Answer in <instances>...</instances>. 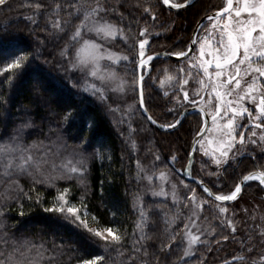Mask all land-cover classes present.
<instances>
[{"label":"snow or ice","instance_id":"6c2138e0","mask_svg":"<svg viewBox=\"0 0 264 264\" xmlns=\"http://www.w3.org/2000/svg\"><path fill=\"white\" fill-rule=\"evenodd\" d=\"M6 3L7 0H0V6ZM121 3L124 0H115V3L113 0H54L50 3L51 11L45 12L50 31L49 28L45 31L57 39L66 36L58 52L63 78L73 88L107 104L109 111L120 114V123H128L127 142L134 152L138 151V145L133 138L136 129L132 127V114L143 112L152 124L158 123L146 105L147 79L152 84H157L165 97L171 96L172 106L167 111L173 114L174 119L172 122L159 124V127L176 129L193 113L203 122V127L193 136L187 163L179 171L195 179L193 165L197 152L209 158L207 165L201 162L200 171L209 177H216L214 186L217 188H221L219 180L228 168H238L240 157H252L256 160V170L243 175L227 194L214 192L204 180H198V186L206 194L202 196L183 181L180 184L174 182L167 165L160 169L157 165L161 161L159 154H153L151 171L137 159L134 178L138 184L144 183L146 188L132 193V206L137 219L131 233L126 229L122 232L118 227L100 225L99 218L88 211L85 199L90 169L83 150L73 149L57 163L47 147L41 148L37 142H23V130L32 126L30 121L26 122L20 126L16 135L0 141V183L7 185L5 192L0 193V201H3L0 204V264H60L59 257L67 255L64 245L53 244V248L49 250L43 241L36 243L30 239L16 240L5 230V208L9 202L14 200L23 209L20 198L32 201L33 194L36 203L42 202V194L36 191L37 185L56 189L50 205L43 207L45 213L67 220L86 240L98 243L102 249L103 254L93 255L90 259H79L77 264H109L113 252L117 257L127 254L123 264H160V256L155 253L151 254L155 257L154 262L149 260V242L153 240V235L148 231L152 222V206H145L144 196L147 193L163 198L165 205L170 200L175 209L172 212L166 206L157 205L163 222L167 225L164 229L166 239L160 240L158 251L182 253L172 264H189L201 245L212 251L208 247L209 238L216 235V228L211 223L207 226L198 223L205 206L212 218L220 221L221 228L231 230V238L245 250L234 256L233 261L237 264H264V248L259 249L258 256L253 255L257 252V247L253 243L255 237L251 232L246 231V240L232 235L237 232L236 221L233 219L237 213L225 206V202H235L241 197L248 182L258 181L259 186H264V0H224L223 7L206 17L208 23L198 26L197 33L186 50L154 55L147 54L149 38L159 33L150 31V25L145 21L139 26L138 35L130 36L133 21H128L129 26L125 29L122 22L128 18L119 11ZM162 4L171 9L187 7L186 3L174 0H162ZM25 6L34 9L33 16L27 17L33 23H36L34 17L48 7L38 0ZM127 6L129 5L125 4ZM135 7H141L140 0H136ZM143 13L152 21L157 19L150 4L143 6ZM113 15L118 16L121 23L113 20ZM135 22L139 24V20ZM117 40L132 50L133 55L129 56L109 47ZM193 45L196 46L195 51ZM169 56L176 57L178 61L183 58V63L178 62L172 70L166 66L157 82V77L151 75L152 62L158 57ZM28 59L27 55H17L6 66L0 67V76L5 72L11 73L4 80L9 88L14 85L16 75L24 69ZM121 69H124L123 74ZM156 71L159 72V69ZM129 74L131 79L128 78ZM76 76L78 79H74ZM190 81L196 85L191 89V96L186 88ZM129 92L137 97L133 104L122 109L119 104L113 106L108 103L110 96L126 97ZM0 103H7L2 95ZM70 117L71 113H66L64 120L67 121ZM205 117H209L210 122ZM245 119L246 124L242 123ZM85 143L87 140L81 137L78 147L82 149ZM56 147L59 153L66 152L68 146L58 144ZM257 150L260 159H256ZM94 155L103 160V155L98 150ZM176 162L177 156L172 155L170 163L174 165ZM211 165H215L216 171H206V167ZM21 177H26L31 182L27 191L20 184ZM61 180L75 181L82 189L78 202L70 199L69 187H57V182ZM182 209L187 210V215L183 214ZM242 211L247 214L248 209L244 208ZM24 214L23 210L19 212L20 216ZM111 215L114 217L115 213ZM181 219L184 221L183 228L177 230L176 225ZM249 219L255 221L257 215L253 214ZM259 219L261 223L254 227L260 243L264 245V214H259ZM204 220H208V217L204 216ZM93 223L99 226L93 227ZM181 233L183 236L177 242ZM229 238V235H224L214 243L220 244ZM200 256L203 257V253ZM204 259L206 258L192 261V264H204ZM71 260L72 256L68 255L69 264ZM233 261L225 260L224 264H233Z\"/></svg>","mask_w":264,"mask_h":264},{"label":"trees","instance_id":"16d2710c","mask_svg":"<svg viewBox=\"0 0 264 264\" xmlns=\"http://www.w3.org/2000/svg\"><path fill=\"white\" fill-rule=\"evenodd\" d=\"M186 1L188 0H174L180 3ZM35 2L37 0H7L6 4L0 6V67L6 66V63L11 62L17 55L24 54L29 57L24 69L16 75L11 88L4 83L5 78L11 73L5 72L0 76V95L7 100L6 104L0 103V141L16 135L20 126L30 121L32 126L22 132L25 144L47 142L49 138L51 140L61 137L63 144L68 146L66 152H72L73 149L83 150L90 169L88 194L85 199L88 211L99 218L100 225L118 227L122 232L126 229L131 233L137 219L132 206V193L143 191L146 187L144 183L138 184L134 178L136 160L139 159L150 169L154 153L159 154L161 161L165 162H170V157L178 154L180 162H177L180 165L176 164L177 168L185 167L191 142L199 129L201 119L193 113L178 129L163 132L157 130L141 112H138L137 116L131 117L132 127L136 129L133 138L138 145V151H132L127 142L128 123H120V114L118 113L116 118L114 113L109 111L107 104L78 88H73L71 83L63 78L64 73L59 68L58 52L66 36L57 39L45 31L49 28L45 12L51 10L50 3L54 0H38L48 7L42 10L39 16L34 17L36 23H33L27 17L33 16L34 9L25 5ZM135 3L136 0H124V3L119 5V11L128 18L122 23L127 29L128 21H133L130 35H138L139 26L145 21L150 25V31L155 30L159 33L152 39L150 53L186 50L194 27L201 17L222 7V0H199L192 7L180 11L170 10L162 4V0H140L139 8L135 7ZM125 4L129 6L125 7ZM148 4L152 5L157 17L155 21L143 13V6ZM115 18L121 22L118 16ZM137 20L139 24L135 22ZM178 62L181 61L157 58L152 62L151 75L156 76L158 82L162 72L156 70L161 65L173 67ZM74 79H78V76ZM145 85L146 105L150 114L160 124L172 122L174 116L167 111L171 107V97H165L157 84L154 85L147 79ZM69 112L71 117L65 121L64 116ZM81 137L87 140L82 149L78 147L81 144ZM51 150L52 148L50 152ZM97 150L103 155V160L95 157L94 152ZM161 161L157 162L158 166L164 164ZM251 161L252 157H243L238 162V168L233 169L228 176L236 177L235 183L239 182L243 175L256 170L257 165L250 166ZM193 175L204 180L214 192H222L211 180L195 172L194 168ZM20 184L25 191L31 186L30 180L26 177L20 178ZM6 187V183H0V193H4ZM57 187L61 189L69 187L70 199L74 202H78L82 194V189L75 181L61 180L57 182ZM263 190L259 183L251 182L244 187L242 195L247 193L250 196H258L263 194ZM36 191L43 197L39 204L35 202V194L32 201L20 198L23 209L14 200L8 203L5 208L7 213L5 230L9 236L16 240L30 239L36 243L43 241L49 250L53 248V244L64 245L67 255L59 257L60 264H69L68 255L72 256L70 264H77L79 259H90L93 255L103 254L98 243L86 240L67 220L43 211V207L49 206L56 195V189L37 185ZM144 201L145 206H152L150 213L152 222L148 231L153 235V240L149 242V260L154 262L155 257L151 254L155 253L160 256V264H172L181 253L178 251L160 253L157 249L160 240L166 239L164 229L167 227L157 205L167 208L168 202L165 205L164 201L146 194ZM236 202L225 205L231 207ZM0 204H3V201H0ZM21 210L25 213L23 216L19 215ZM111 213H115V216L113 217ZM92 226L99 225L93 223ZM181 228L182 224L178 223L176 229ZM240 236L239 238L243 239L244 235ZM180 239L181 234L177 237V242ZM231 240L233 239L230 236L228 241L221 242V244L225 242L221 249L219 246H213L212 251L204 253V256L199 258H206L204 264L233 261L234 256L245 250ZM173 247L175 248V245ZM73 249L78 251H71ZM225 253L229 254L223 256L226 257L224 261L217 262L219 256ZM199 258L191 259L189 264L198 261ZM126 259L127 254L124 257H117L113 252L109 264H123ZM233 264L237 262L233 261Z\"/></svg>","mask_w":264,"mask_h":264},{"label":"rangeland","instance_id":"374dc122","mask_svg":"<svg viewBox=\"0 0 264 264\" xmlns=\"http://www.w3.org/2000/svg\"><path fill=\"white\" fill-rule=\"evenodd\" d=\"M223 4H224V0H222V3H221L222 7H223ZM213 11H216V10H213ZM112 19L115 20L117 23H121V22L117 21V19L115 18V15H113ZM206 23H208V22H206ZM152 31L155 32V30H152ZM156 36L157 35H153V36H151L149 38L150 44H149L148 49H147V54H151L150 53L151 51L149 50V48L151 46L152 39L156 38ZM109 47H112L113 49H115L117 51H123L126 54H128L129 56L133 55L132 50L128 49L127 46L120 40H117L116 42H113L112 44L109 45ZM195 48H196V46H195ZM195 48H194V51H195ZM180 63H183V61H181ZM166 66L169 68V70H172V68L174 66H176V65H174L173 67H170L168 65H164V66L161 65L158 68L159 71L162 72V73H160V77L163 75V69ZM123 71H124V69H121V73L122 74H123ZM128 78L131 79V74H129ZM194 87H196V85L194 84L193 81H190L189 85L186 86V88L189 89V95L190 96L192 95L191 89H193ZM136 99H137V97L134 94H132L131 92H129V94L126 97L110 96L108 103L112 104L113 106H115L116 104H119L121 106V108H125L127 105L133 104L136 101ZM197 99H198V97H197ZM205 99H208V97L205 96ZM117 114L118 113H114L116 118H117ZM137 114H138V112L132 114V117L137 116ZM242 123L246 124L247 120L245 119L244 121H242ZM202 125H203V122L201 120V123L199 124V129L198 130L201 129ZM245 135L247 136V133ZM40 142L41 141H39L38 143L41 145V148L47 147V148H49V150H50V148H52V150H51L52 158L56 159L57 163H59V160H60V158L63 155H67L68 153H71V152H64V151H61V152L58 153L56 145L63 144V141H62L61 137L54 138V139L52 138L51 140L49 138V140L47 141V142H49V144L47 142H45V141H43L41 143ZM249 147L251 148V146H249ZM175 155L177 156V161L180 162L179 161L180 158H179L178 154H175ZM242 158L243 157H240L239 161L242 160ZM256 159H260V154H259L258 150L256 151ZM255 161L256 160L253 159V161H251V163H250V166H254L255 167V165H256ZM161 162L164 163V164H162V165H160L158 167L160 169H164L165 165H167L168 169L171 170L172 180L174 182H176L177 184H180V182L183 181L184 183L190 185L192 188H195L199 195L206 196V195H204V193L202 192V189L200 187H197L195 184H191L190 182L186 181L183 178L182 174H180V172H182V171H179V170L183 169L184 167L183 168H180V167L177 168V166H176V164L180 165V163L176 162L174 165H172L170 162H165L164 160L161 161ZM201 162H204L205 165H207L209 163V158L206 157V156H203L202 153L197 152L195 154V164L193 165V168H194L195 172L199 173V175H201L202 177L207 178V179L211 180L214 184H216V177H209V176H207L205 174V172H201L200 171ZM241 169H243V168L241 167ZM149 170L151 171L152 169L150 168ZM206 171H216L215 165H211V167H206ZM231 171H233V168H229L226 172H224L223 176L219 180V184L221 185L220 189H221V191L224 194H227L228 192H230L233 189V187L235 185V182H236V180H235L236 177L235 178H231V177L228 176L231 173ZM239 172H241V170H239ZM225 175L228 178H225L226 177ZM252 182H257L258 183V181H252ZM154 183H159V182L158 181H154ZM249 183H251V182H248V184ZM262 189H263V187H262ZM182 194H183V189H182ZM146 195L147 196H151V198L163 201V198L153 197L150 193H147ZM225 206H227V205H225ZM244 208L248 209L247 214L244 211H242V209H244ZM167 209H171V210H173V212H175V209L173 208L170 200L168 201ZM230 209L237 213V215L233 218L236 221L237 232L235 234H232V235H235L237 237H241L240 235L242 234V235H244L243 239L246 240L247 239V236L245 235L246 231L251 232V234L255 237L253 242H254V244L257 247V252H256L255 255L258 256L259 249L264 248V245H262L260 243V237L258 235H256V229H255L254 225L261 223V221L259 219V214H264V192H263V194H258V196L257 195L250 196V195H247V193H244L242 195V197L237 200L236 204L230 207ZM182 211H183L184 215H187V210L186 209H182ZM253 214L257 215V219L255 221L249 219V216H251ZM204 216H207L208 220H204ZM183 222L184 221L182 219L179 222V224H182V228H183ZM198 223H202L204 226H207L209 223H211L212 226L216 228V235L209 238L210 239V243H209L208 247H210V248H212L213 246H219L218 248L221 249V247H223L225 245V242H223V244H221V243L220 244H216V243H214V241L216 239L220 238L221 236H224V235L231 236L230 235V231L231 230L227 229V228H221L220 227V221L219 220H214L212 218V214L208 210L207 206H205V211H204V213L201 214V220L198 221ZM182 236H183V233H181V238H182ZM231 242H236V241L235 240H231ZM207 252H208L207 248H205L203 245H201V246H199V250L197 252V255L192 257V259L201 257L200 253H203V256H204V253H207ZM238 252H240V250H238ZM231 253H234V252L231 251ZM228 254L229 253H225L223 255H220L218 260H217V262L221 263V261H224V259L226 257H223V256L224 255H228ZM199 259H201V258H199Z\"/></svg>","mask_w":264,"mask_h":264},{"label":"water","instance_id":"95a60500","mask_svg":"<svg viewBox=\"0 0 264 264\" xmlns=\"http://www.w3.org/2000/svg\"><path fill=\"white\" fill-rule=\"evenodd\" d=\"M199 0H188V1H186V2H184V3H186L187 4V7H185V8H182V9H171V8H169L168 6H166L167 8H169L170 10H174V11H180V10H185V9H188V8H190V7H192L194 4H196L197 2H198ZM217 11V10H216ZM214 12L215 11H212V12H210V13H208V14H206V15H204L203 17H201V19L197 22V24H196V26L194 27V30H193V32H192V35H191V39H190V44H191V41H192V39H193V37H194V34L195 33H197V30H198V26L200 25V24H205L206 22H207V20H206V17L207 16H209V15H212V14H214ZM189 44V45H190ZM193 47V50H194V48H195V45H193L192 46ZM163 52H165V51H160V52H155V53H163ZM155 53H151V54H148V55H154ZM158 58H164V59H170V60H174V61H178V59L176 58V57H174V56H169V57H158ZM179 61H183V58H181ZM142 114H143V116H145L146 117V114H144L143 112H141ZM205 119H209V122H210V118L209 117H205ZM150 122V121H149ZM151 123V122H150ZM183 123V122H182ZM152 124V123H151ZM159 122L157 123V124H152L157 130H159V131H163V132H172V131H174V130H176V129H178V128H176V129H168V130H166V129H163V128H161V127H159ZM202 127H203V125H202ZM201 127V128H202ZM193 140V139H192ZM191 147H192V142H191V146H190V150H191ZM190 150H189V152H190ZM180 174H182V176H183V178L186 180V181H188V182H192V183H195V184H197L198 185V180H202L201 178H199V177H196V176H194L193 175V177H195V179H193V178H191V177H188V176H186L183 172H180ZM205 182V181H204ZM206 184V183H205ZM263 187V189H264V186H262ZM239 199V198H238ZM230 203H233V202H225V204H230ZM224 264V263H223Z\"/></svg>","mask_w":264,"mask_h":264}]
</instances>
